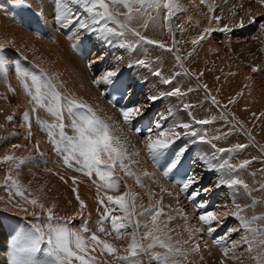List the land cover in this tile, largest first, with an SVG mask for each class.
I'll use <instances>...</instances> for the list:
<instances>
[{"label": "rangeland", "instance_id": "rangeland-1", "mask_svg": "<svg viewBox=\"0 0 264 264\" xmlns=\"http://www.w3.org/2000/svg\"><path fill=\"white\" fill-rule=\"evenodd\" d=\"M178 1L179 0L176 1L177 4H179ZM52 3H54V0H52ZM183 4H185V7L188 6L186 9L187 11L192 12L191 14H194L199 9H200L199 13L201 12L202 14H204L202 15L200 13L199 14L200 16L195 15L196 16L195 18L205 17V19H207V16L205 15L208 14L209 16L211 15L210 16L211 19H213L212 17L220 18L219 20H216L214 18V20L217 21L218 29H216L217 31L216 30L213 31L210 35H211L212 43L216 45L217 48L216 52L227 54V58L231 59L232 62H234L236 65L234 72L237 75L241 76L232 79L233 83L235 82L239 83V88H240L237 97L235 98L232 97V99L234 100V102L236 101L241 102L243 98H247L249 104H251L250 102H252V100L262 99L261 100L262 102L260 101L261 106H263L262 109L261 106H258L257 107L258 109L251 108L252 105L249 106V108L253 110L248 114L247 119H256L257 117H259L260 119H264V27L261 26L264 25V2H262V0H183L180 5ZM123 8L124 7L121 5L113 8V11L118 13ZM188 8L190 9L188 10ZM42 10L44 9L42 8ZM80 10L82 9L79 7V11ZM0 13L3 15V17H7L5 15L6 13L3 14V12L1 11ZM165 13L163 12V10L161 11V15L163 17L167 15V13L166 14ZM153 15H155V13H153ZM7 18L8 20H10L9 17ZM39 18L41 19V21H43L42 16L39 15ZM12 20H15L13 22L17 23L19 27L22 29L25 35V39L28 40V42L33 38L38 42L41 43L44 42L46 45H50L48 44V42H50L51 40L50 41L40 40L39 37L37 38V36H35L30 31L25 29V25L20 19L16 20L11 17L10 21ZM50 20H52L53 23L56 25L55 27L56 31L59 29V27L62 26V23L58 24L60 22L58 16L52 15ZM87 22L90 21H88L87 19ZM167 23H168V27L165 30L166 31L165 35L166 36L172 35L171 43L173 44H171V46L170 45L167 46L168 48L165 47V50L171 53L174 50H176V44L178 42L176 37L174 36L175 34L173 33L171 16L167 20ZM72 28L73 26H70V29ZM48 34H51V36L55 35L54 33H48ZM75 34H79V33H75ZM130 36L129 35L127 36L129 37L128 39L127 37H123L116 40L119 45L121 44L126 45L128 43H133L132 40L133 37ZM206 36H208V34ZM111 38L113 39V37ZM183 38L186 37L182 36L181 39ZM0 39L2 40L3 43H6V46H4V48L6 49V51H8V57L10 56L12 59L11 69L14 74H15V72L13 71V67L15 65L14 62H16L17 60L16 59H15L16 61L13 60L14 59L13 52H17L19 56L29 59L25 54L28 52L30 53V55L34 56V58L40 57L37 60L44 61L43 56H39L36 52L33 54V52L28 51L29 44L24 43L26 40L21 41V43H24L21 44L23 46V50H18L17 46H15L16 44H18V42H16L14 39H10L7 36V34L1 36ZM70 40L71 38L69 40L67 39L66 44H69ZM125 41L127 43H125ZM156 41L163 43L160 39ZM205 41H207L206 37L202 39L200 43H196V44L190 43L183 50H180L181 51L179 52L180 57L184 58L185 62L188 63L189 61L186 60H188L189 54L197 53L198 51L197 48L200 46L204 47ZM142 43L143 44H139V45L136 43L132 44L134 46L138 45V47L133 48L132 53L134 57L132 58L127 57V61L135 59L134 61L135 65H137L140 68H143L144 70L146 68L149 70V71L147 70L150 76L148 77L149 84L152 82L151 83L152 85L150 84L151 86L149 90L150 94L147 95L146 97L147 101L150 102L149 100L150 96H158L160 98L157 99L155 102H153L154 103L152 104L153 109H148L147 107L144 109L143 107L146 106L145 105L146 103L144 104L142 103L144 99L142 100V98H140L141 96L139 95L138 102L136 101L137 105L142 106L144 113L146 112L151 113V115L154 116L155 122H156V117H158L160 113H162L164 117L165 116L167 117V113H168V115H170L168 116L169 119L167 118L166 120L162 121V123H164L165 125H171L172 123L173 124L189 123L193 130L199 131L200 135L204 136V142H201L199 138H194L191 136H182L181 139L176 141V143L178 144H175L176 146L174 145V148L187 146V152L188 153L190 152V155L192 154L193 156H196L194 159H196V162L198 164L197 167L198 172L196 173V177L198 176V178L196 183L192 185V187L197 186L195 189H193V191L200 189V195H202L204 199L209 196H214L215 204L214 207L212 208L214 210L219 205L217 203V200L220 199L221 194L227 192L226 188H230L226 184H221V180L222 179L227 180L231 178H239L243 180L244 176L247 174V178H248L247 185L249 190L251 191L250 195L247 194L249 204L242 205L241 201H239L240 199L237 198V194L242 192L243 186L230 189L232 191L231 196L234 198L233 203L236 205V207L239 206L240 209H242V211H240L239 213L240 216L247 215L251 217L253 216L264 217V193H261L263 189H261L260 187L262 184H264V175H259L260 172H264V139H261L260 141V135L258 133L259 130L251 129L252 130L251 131L249 130L250 128L244 127L247 125L248 126L253 125L249 123L250 121H247V124H245L246 121H244V117L246 116V114L241 118L239 112L236 110L237 114L240 117V119H236V120L233 119L232 117L233 113L232 116L231 114H228L231 112H229L228 109H226V106L232 100L231 99L227 103L222 102L221 107L216 105V109L217 111L223 109L221 113L224 114L223 119L225 123L227 120V116H229L232 121L234 120L233 121L234 124H232L233 122L230 123L231 125H229V127H231V129L229 128V130L230 132H233L235 129L236 137L234 139H231L235 134L232 135L228 132L227 129L225 131V129L222 128L223 130L219 135L220 137L219 136L217 137L218 140L216 139V136H214L215 139L212 137L213 141H210L211 136H207L206 133L209 130L208 129L209 126H211L214 123L213 120H210L211 124L210 123L206 125L196 124L195 121L205 120V119H198L193 114V112H188L189 109L184 107V105H189L190 107L193 106L195 100L190 99L185 103L184 102L185 100L178 99L181 96L171 97V95H169L170 97H168V95H165L166 93L172 92V90L174 89L173 87L174 84L172 83L169 86L168 85L165 86V83L163 81L165 79H168L167 77L164 78L160 75L152 76L151 73L152 71L155 70L154 72L156 73L159 72L160 67L158 66H160V62H162L161 60L163 59L162 57L159 56H156L155 58L154 57L151 58L149 56V51L151 52L149 48L151 47L158 48L159 49L158 51H161L162 48H160L158 44H147L144 41ZM155 45L157 46L155 47ZM121 48L123 49V47L120 46V50ZM124 48L128 49L127 46H124ZM58 57L60 58H56V57L52 58L51 60H53V62L51 60H48L49 62L48 66L50 67V69L53 71L54 74H56L58 77L61 76L60 80L61 81L64 80L63 81L64 84L67 85L69 82L71 83L69 78L70 74L67 75L68 72L66 73V71H64L67 69L64 66H62L63 64L62 56H58ZM91 61H88L89 67ZM139 61H144V64L138 63ZM30 63L35 64L31 60ZM109 65L111 70V64ZM89 67L88 69H90ZM117 67H119V64L116 66V68ZM129 68H131V66H129ZM254 68L257 70L253 71ZM40 69L43 68L40 67ZM53 69H55V71ZM177 73L180 74L182 73L181 75L184 74L186 76H189L188 70L183 64L179 65ZM219 73H214V76L211 77L210 79V85L212 82H216L218 90H223V88L225 87L224 76H226L227 74L224 71V69L223 71H219ZM104 75L105 74L102 75L99 74L95 76V74H92L90 75L91 76L90 79L98 80L99 76L103 77ZM196 77L197 76H195V78ZM208 77L209 75H205V78ZM216 77L217 80L219 79L218 81L214 80ZM200 80L204 81L203 79ZM16 82L18 81H16V78H14L10 82L0 83V232H1L0 235L2 238V239L0 238V240L4 241V243L0 242V244L2 243L1 244L2 246L0 245V264H8V260H9L8 251L10 248L11 239L16 234V232L18 230H21L27 225L37 223V220L33 217L32 214L36 213L37 215H39L41 217V221H40L41 223L44 222L47 217V214L43 209H40L39 207H33L31 204L26 202V199H22L19 195H17L16 188L12 186L10 181L8 185L5 186V177L7 175H11L14 180L18 181L19 186L21 187L22 190H24V195L27 199H37L38 203L43 204L45 208L52 207L54 215L58 217H63L65 218V220L70 221V227L74 231L83 235L86 240L89 239V235L88 233H85L83 231L82 226L85 224V222H87L86 226L87 229L89 230V233L96 232L100 227L98 221L100 219V216L104 212V206L101 205L97 199V187L96 184L93 183L95 177L90 178L86 174L79 172L74 168L67 167L62 162L63 161L62 156L55 150L54 145L49 142V137L47 132L42 129V124L38 122L37 117H39L40 121L43 120L41 114L39 113V109H37L36 112H32L33 104L31 105V107H29L31 98L25 93V90L22 87L21 82L19 81L18 84H16ZM245 83L246 85H244ZM94 86L97 87V84L95 83ZM162 87H165L164 88L165 90ZM177 87L178 86H176V88ZM178 88L182 90L181 91L182 93H186V94L190 93V89L183 91L181 87ZM201 88L200 90L204 91L205 85L202 86ZM242 91L244 92L242 93ZM75 92L80 98L85 100L88 99L86 96L84 97L83 92H81L80 94L79 92L76 91V89ZM246 93H248L247 95L250 94L255 98L252 100L249 99ZM100 95H102V91ZM166 98H169V100ZM173 98H175V100ZM87 101L90 100L88 99ZM151 103L152 101L148 104ZM174 104L177 106H175ZM214 106L215 105L211 107L212 110L211 113L213 112ZM240 106L243 107V105ZM25 112L29 113V118H30L29 121H25L23 119ZM256 112H258V116L254 117L256 115L255 114ZM177 115L178 118L176 117ZM8 117H12V119L9 120ZM183 118L184 120H182ZM171 120L174 121L175 123L172 122ZM176 120H178V122ZM29 123H30V127H29ZM56 131L58 132V130ZM178 131L183 133L185 130L180 128L178 129ZM225 132L227 133L228 137L230 136L229 137L231 139L230 143H227L225 140L227 138L224 135ZM124 135L127 136V134L125 133ZM142 141L144 143V140ZM260 143L262 146L259 145ZM139 144L140 142L135 145H139ZM13 145H19L20 147L13 148L12 147ZM124 145L128 155V160H126V163H128V170L131 171L133 175L131 176L125 175V173L122 172L119 168L116 169L117 174L120 175L121 177V189L125 191H129L133 194L134 202L137 206V211H142L143 208H148L151 205H156L162 210L160 216L158 217V224L161 221L163 222V224H161V227L164 228V232L167 234V236L171 237L170 241L168 242L174 248L180 249V252L178 254L171 257L169 264H226L225 261H220L216 259L210 260V257L212 255L213 256L215 255L214 254L215 252L213 253L212 251L213 250L220 251L222 249L221 245L219 244L215 245V243L211 244L206 240V238L205 240H203V236L205 235L200 234L195 237H192V233H188V230L194 228L193 224L195 223L194 221L188 220L187 218V216L189 215L188 207H190V205L188 204L189 202L188 199H186L187 200L186 201L182 196L183 194H181L179 196L182 199H180L179 202L175 203V201L170 200L169 197H167L168 198L167 199L166 197H161V195L157 196L156 193L153 192V189L150 186V184L147 181H145L144 178L142 177L143 173H146V169L140 166L137 167L133 164L132 155L130 153V146L128 143H125ZM236 145H246L247 147L243 149H238L235 147ZM219 149H226V150L231 149V151H225L223 153H220L218 152ZM203 150L209 152L207 153L205 152L206 154H204ZM238 151L239 153L245 151L244 156H246V158L241 159L242 161H239L236 158V154H238ZM214 153H216V159H212ZM200 154L205 156L203 161L201 159ZM5 155H12L16 158H24V162L20 163L19 159L15 161H3V157ZM190 155L187 154V156L191 160L192 155L191 156ZM50 156H52L53 158ZM48 157H50L51 159H49ZM47 158L49 160H47ZM230 159L236 161V163L229 162L231 165L234 166H238L242 164L243 161L245 160L250 161V163L243 168H237L236 171L232 174H229L227 169L221 172L218 168L211 167L212 165H218ZM150 160L149 162L151 165L152 161ZM17 164H19V167H17ZM137 179L139 180V183H137ZM125 185H127L126 189L124 187ZM198 185H200V188H198ZM210 187H212L213 190L216 189V192L210 191L204 194L205 191L203 190L208 189ZM119 194H120L119 192H111V191L108 192V195H119ZM99 195L101 197H104L106 200L104 189L100 190ZM77 196H79V200L77 199ZM80 200L84 201L85 207L83 209H81ZM253 200L257 201V203L254 206H253ZM182 201L183 204L181 203ZM60 204L63 205L62 209H60ZM24 209H27V211H24ZM116 214L120 215L122 213L117 212ZM169 217H171V219H169ZM178 217H180V219ZM138 218L141 219L140 221L142 224L147 222L149 223V225H151L150 215L145 217H138ZM230 218L234 219L233 216H230ZM104 227L106 229H110V223L106 222L104 224ZM230 229L227 228L226 232ZM250 229H257L258 231L255 233L251 231V233L254 234V238H252L253 234H251L250 236L248 235L247 245H245L240 252H238V250H236L235 248L228 249L229 255L227 257V260H232V264L245 263L246 260L244 258L239 259L237 257H233L232 253L238 254V253L246 252V249L249 247V242L256 246L258 252L261 251V248L259 247V241L261 240V238H263L262 240H264V224L259 225L257 221H254L250 225ZM131 231L132 229L129 228L128 239L122 238L120 240H117L115 238L114 233L112 236L109 237H105L101 235V239H108L110 243H112L115 247H117V249L118 248L121 249L122 247L126 249L128 243L130 242ZM143 231H144L143 228L140 229L141 234L143 233ZM220 231L223 232L224 230H220ZM249 231L250 230H246V232L248 233ZM202 232L204 234V231ZM223 234L224 232L221 234V236ZM238 235H236V237ZM219 237L220 235L217 236V238ZM253 239L256 240L254 243L252 242ZM235 240L236 238L234 240L228 241V243L232 242L233 244V241ZM228 245L230 244L226 245L227 248ZM159 248L160 247L157 246L153 249V251L156 252L166 251V249L163 248H160V250H158ZM38 257L43 258V253H39ZM148 258L149 257L147 255L143 256L141 264H144V262L147 261ZM113 264H115V262ZM152 264H155V262Z\"/></svg>", "mask_w": 264, "mask_h": 264}, {"label": "snow or ice", "instance_id": "snow-or-ice-1", "mask_svg": "<svg viewBox=\"0 0 264 264\" xmlns=\"http://www.w3.org/2000/svg\"><path fill=\"white\" fill-rule=\"evenodd\" d=\"M24 4L25 0H18V6H24ZM70 5L79 6L87 14L90 22H86L80 16L74 14L73 7ZM121 5L127 9L123 13L126 18L125 22H122L118 14L113 11V8ZM55 6L58 19L64 28L76 25L78 29L96 34L98 38H104L109 43L111 42V37L123 38L126 34L124 31L126 29L138 37L136 44L144 41L147 44H158L160 48H165V45L141 35L140 32L133 28H129L127 21H131L134 17H147L143 24V27L147 28L148 21H155L162 10L167 11V15L163 17L167 21L179 9L176 0H55ZM215 19L219 20L220 18L216 17ZM110 24L115 26H110ZM261 26L264 27V25ZM204 31L210 33L213 29L206 28ZM202 39H204L203 35L193 39L192 43L196 44ZM76 46L73 45V47ZM120 46L124 47L125 45L121 44ZM132 46V43L127 44L129 48ZM3 48L4 46L0 44V52L3 51ZM176 59L179 61L180 57L177 56ZM138 63L144 64V61H139ZM36 67L38 68V66ZM256 70L255 68L253 69V71ZM13 71L19 78L25 93L31 98L33 104L32 112H36L37 109H45L55 118L56 122L49 124L45 121H40L39 117H37L38 122L42 124L43 130L48 134L49 142L54 145L55 150L62 156L63 163L67 167L74 168L90 178L95 177L93 183L97 187V199L104 206V212L98 221L100 227L96 232L89 233L86 226L87 222L82 226L83 231L89 235V239L86 240L83 235L70 227V221L54 215L52 207L45 208L43 204L38 203L37 199H27L18 181L14 180L11 175H7L5 177V186L10 181L12 186L16 188L17 195L22 199H26V202L33 207L43 209L47 214L46 220L41 223V217L33 213L32 215L37 220V223L25 226L12 237L8 251V264H96L97 257L92 253L96 252L97 248H99L101 254L107 253L115 264H141L142 257L145 255L149 256L150 261H154L155 264H169L171 257L178 254L180 249L174 248L168 242L171 237L167 236L164 228L161 227L163 222L161 221L158 224V217L162 210L156 205H151L148 208H143L142 211H137L133 194L121 189V177L117 174L116 169L119 168L125 175H133L128 170V163H126V160H128L127 150L121 139L111 134L109 125L96 115L91 106L78 102L74 98L64 96L58 91L57 86L43 69L34 72L23 65H14ZM156 74L160 75L159 72ZM117 75L118 72H106L101 80L93 82L96 84L101 82L113 84V78ZM175 75L178 76L180 73ZM6 77L5 60L0 57V78ZM163 82L171 84L172 80L165 79ZM205 87L207 86L205 85ZM166 95L182 96L184 93L177 87L172 92L166 93ZM159 98L158 96H150L149 100L155 102ZM212 101L216 103L214 97ZM184 107L189 108L190 106L184 105ZM65 113L71 120L70 125L64 123ZM143 114L141 105H126L121 108L124 122L129 126H133L134 121L143 116ZM8 119L11 120L12 117H8ZM23 119L29 121L28 112L24 113ZM166 119L167 117H161L160 121L155 122L154 130L152 128L146 130L148 133L146 149L153 162L162 168L164 175L169 176L178 169L183 155L187 151V146L174 148L176 141L181 139L182 136H191L204 142V136L200 135L199 131L193 130L189 123L165 125L162 121ZM195 123L206 125L211 123V121L205 119L195 121ZM66 127L73 129V135L66 133ZM180 128L185 131L181 133L178 131ZM136 131L139 132L140 129L137 128ZM153 134H155V139H153ZM12 147L17 148L20 146L13 145ZM235 147L243 149L247 146L236 145ZM225 151H231V149L218 150L220 153ZM17 159H19L20 163L24 162V158H16L12 155L3 157V161H15ZM212 159H216V153L213 154ZM249 163L250 161L245 160L242 164L234 166L229 161H224L211 167L218 168L221 172L227 169L228 173L232 174L237 168H243ZM17 167H19V164H17ZM196 181L197 178L194 175L186 176L184 180L179 182L181 190L187 192ZM137 183H139L138 179ZM221 184H226L230 188L243 186L246 194H251L248 185L239 178L222 179ZM124 187L126 189L127 185ZM260 187L264 189V184ZM101 189L105 190L106 200L99 195ZM110 191L119 192L120 194L108 195ZM203 191L206 192L207 189ZM199 195V189L193 191L190 193V199L195 201ZM77 199L79 200V196H77ZM256 203L257 201L253 200V206ZM80 206L81 209L85 207L84 201L80 200ZM196 207L201 210L199 220L211 234L215 231L213 225L219 222L218 217L213 212L206 210V203L201 202ZM24 211H27V209H24ZM240 211L242 209L237 206V212L233 213V215L240 219L241 226L253 233L257 232V229H250V225L264 217H240ZM117 212L122 214L117 215ZM149 215L151 216V225L147 222L142 224L138 217ZM106 222L110 223V229L104 227ZM129 228L132 229L130 242L127 248L123 250L125 253L123 255L108 239H101V235L109 237L113 233L117 240L128 239ZM142 228L144 231L141 234L140 229ZM224 239L225 237H220L215 239L214 242L222 244ZM145 240L149 242L145 244ZM157 246L166 249V251H153ZM259 247L261 251L257 253L254 259L256 264H264V240L259 241ZM252 248L253 245L249 242V250L251 251ZM223 251L225 255L228 254L226 247ZM39 253H43V258L38 257ZM144 264H148V262L145 261Z\"/></svg>", "mask_w": 264, "mask_h": 264}, {"label": "bare ground", "instance_id": "bare-ground-1", "mask_svg": "<svg viewBox=\"0 0 264 264\" xmlns=\"http://www.w3.org/2000/svg\"><path fill=\"white\" fill-rule=\"evenodd\" d=\"M14 1H17V0H14ZM182 1L183 0L178 1L179 9H178V11H176V14L174 16H171L173 33L175 34L174 36L176 37L179 45L177 43L176 44V50H174L171 53L169 51H166L165 48H162V50L160 49L161 51H158L159 50L158 48L151 47V48H149L151 50V52L149 51V56L151 58L152 57L155 58L156 56L162 57L163 60H161L162 62H160V66H158V67H160L159 68L160 76H162L164 78L167 77L168 79L172 80V83L174 84V86H173L174 88H176V86H178V87H181L183 89V91L191 89L189 94L184 93V95H182L178 99L185 100L184 101L185 103L190 99L195 100L194 105L188 108L189 109L188 112H193V114L198 119L213 120L214 123L211 126H209V128H208L209 130L206 133L207 136H211V138L209 137L210 141H213L212 137L214 138V136H216V139H217V137L220 135V133L223 129H225V131L227 129L230 134L234 135L236 132L235 129L233 132H230V130H229V128L231 129V127H229V125H231L230 123H232L234 120L232 121L230 119V117L227 116V120L226 119L225 120H226V123H228V124H226L224 119H223L224 114L221 113L223 109L217 111L216 105L221 107L222 102L227 103L229 100L232 99V97L233 98L237 97V95L240 91L239 90L240 89L239 83L238 82L233 83L232 79H235V78L241 77V76L237 75L234 72L235 68H236L235 63L232 62L231 59L227 58V54H222L221 52H216L217 51L216 45L212 43V39H211L210 34L213 31H215L216 29H218L217 21L214 20L215 17H212L213 19H211V17H210L211 15L209 16V14H208V15H205V16H207V19H205V17L195 18L196 17L195 15H199L201 13V12L199 13L200 9L197 12H195L194 14H191L192 12H189L186 9L188 6L185 7V4L180 5L182 3ZM7 2H10V0H2V1L0 0V6L2 7V3H7ZM29 2L33 5V7L37 11L36 12L37 15L35 14L29 20H26L22 16H20L19 14H15L13 12H10L7 9L1 10V7H0V11L3 12V14L6 13L5 15L7 17H9L10 20H11V17L13 19H16V20L20 19L24 23L25 27L27 25H31V23L34 22L35 18L37 19V16L38 17H39V15L42 16L43 20H45V22H44L45 24L43 23V27H45L44 32L46 33L45 36L42 37V36L35 35L32 32L31 33L34 34L35 36H37V38L39 37L40 40H49V41L51 40L50 42H48V41L47 42H48V44H50L52 46L46 45L44 42H42V43L38 42L33 38L28 42V40H26L24 37H19L17 35V33L14 32L15 22H13V21H15V20L10 21V20H8L7 17H3V15L1 13H0V38L4 34H7V36L10 39H14L16 42H18V44L15 45V46H17L18 50H23V46L21 44L28 43L29 44L28 45L29 46V49H28L29 52H33V54L36 52L39 56H43L44 61H42V60L39 61L37 59H39L40 57L34 58V56L30 55V53L24 52L26 54V56L29 58L28 60H31V61H33V63L40 65V67H42L44 69V71L50 75V77L54 80L53 82L57 86L58 91H60L64 96H67L69 98H74L78 102H82L84 104L91 106V108L96 113V115L101 120H103L105 123H107L109 125L111 134L115 137H119L124 144L125 143L129 144L130 153H131L132 159H133V164L137 167L140 166V167H144L146 169V173H143L142 177L144 178L145 181H147L150 184V186L153 189V192H155L157 196L161 195V197H166V198L169 197V199L172 201H175V203L179 202V200L182 199L179 196L181 194H183L182 196L184 197L185 200L188 199V201H189L188 204L190 205V207H188L189 215L187 216V218H188V220L195 222L193 224L194 228L188 230V233H192V237H195V236L200 235V234L205 235V236H203V240H205V238H206V240L208 242H210L211 244L215 243L214 240L217 239V236L220 235V237H225L222 244H219L222 246V249L220 251L212 249L213 250L212 252L213 253L215 252L214 253L215 255L214 256L212 255L210 257V260L216 259V260H220V261H225L226 264H232V260H227V257L229 254L225 255L223 249L226 247L227 244H230V245H228V248L226 247L227 249H229V248L234 249L235 248L236 250H238V252H240L244 248V246L247 245V242H246L247 236L248 235L250 236L251 234H253V233H251V231H249V233L246 232V230L241 226L240 219L238 217H236L235 215H233V213L237 212V207L233 203L234 198L231 196L232 191L230 189H232V188H226L227 192L221 194L220 199L217 200V203L219 205L214 210L212 209L214 207V204H215L214 196H209L205 199L203 197L198 202V204L203 202V203H206V205H207V203L210 201L209 198L213 197V206L210 208V210H208V209H206V210L213 212L219 219V222L213 225V227L215 228L214 232L217 233L215 235L216 236L215 237L213 235V232L211 234H209L206 226L199 220V215H200L201 210L196 207L197 204H191V202H190L191 201L190 193H192V190L195 189L197 186H193V187L191 186L189 188V190L187 192H185V191L181 190L180 184H175V183L169 182L167 180V176L164 175L162 168L160 166H158L156 163H154L150 156L148 158V155H147L148 152L146 149L148 133L146 135H138V134H134L132 131L128 130V128L124 125V119H123L121 113L118 111V109L116 107L108 104L105 92H104L103 96L100 95V93L102 91V86H103V89L106 90L107 84L101 82L100 84H97V87H95L94 86L95 83H93V81H96V80L90 79L91 78L90 75H92V74H95V76H97L99 74L100 75L105 74L106 72H118V75H119L124 69L129 68V66H131L130 78L132 80V86L130 88L129 93L126 95L125 99L131 100L130 101L131 105H137L138 96L140 95L141 96L140 98H142V100L144 99L142 101V103L143 104L146 103L145 104L146 106L143 108L145 109L147 107L148 109H153L152 104H154V103L152 102L151 104H148L151 101L148 102L147 98H146L147 95L150 94L149 93V90L151 88L150 84L152 83L151 82L149 84V78L148 77H150V76L147 72L148 69L146 68L144 70L143 68H140L137 65H135V63H134L135 59L127 61V57H129V58L134 57L133 53H132L133 48L138 47L139 44H143L142 43L143 41H141L138 45H135V46L133 45L131 48L128 47V49L127 48L125 49L123 47V49L121 48V50H120V45L118 44V42L116 40L117 38L113 37V39L110 38L112 41V44L109 45L110 47H106L105 44L108 41H106L104 38H102V40H101V38H98V36L96 34H91L85 30H80V29H78V26H76V25H73L72 29H70V27L66 28L69 31V33L67 34V36H68L67 37L66 34H64V32H63V30L65 28L63 26H61V27H59V29L57 30L58 32H57L56 28H55L56 25L53 23L52 20H50L52 15L58 16L57 15V9H55V7H56L55 6V0H54V3H52V0H33V1L29 0ZM71 7H73L74 14H77L78 16H80L81 18H83L87 22L88 16L86 13L83 12V10L79 11L78 6H71ZM42 8L44 10H42ZM189 9L190 8H188V10ZM126 11H127V9L123 8L122 10H120V12L117 13L119 19L122 22L126 21V18L123 15V13H125ZM163 12L165 13L166 10H163ZM202 15H204V14H202ZM146 19H147V17H143V18L134 17L131 21H127L128 27L135 29L136 31L140 32L141 35H144V36L148 37L149 39H152V40L160 39L163 42V44L165 45V47H167L169 45L171 46V44H173V43H171L172 42L171 41L172 35H169V36L165 35V32H166L165 30L168 27V23H167V21H165L163 19V16L160 14V16L155 21L149 20L147 28L143 27V24H144ZM58 24H61V21ZM110 26H112V25L110 24ZM113 26H115V25H113ZM46 27H47V29H46ZM206 28H211V29H213V31H211L210 33L205 32L204 30ZM124 31L126 33L124 37L131 35L130 37H133L132 38V40H133L132 44H135V42L138 40V37L134 36L131 32L127 31L126 29ZM184 31H185V33H184ZM48 33H54L55 35L51 36V34H48ZM75 33H79V34H75ZM88 34H90V35H88ZM207 34H208V36H206ZM201 35H203L204 38L206 37V39H207V41H205L206 46L204 45V47H202V46L198 47L197 53H190L188 56V60H186L189 62L188 63L185 62L184 58L180 57V55H179V52H181L180 50H183L186 46H188L190 43H192L193 39H195ZM83 36H89V37H92V39H95L94 53L91 57H88V58H84L82 55H78L77 53H75L71 49V46H70V44L72 45L73 42L77 41L79 38H81ZM182 36H184L186 38L181 39ZM63 37H64V39H63ZM70 37H72V39L75 38V40H71V42L69 41L70 42L69 44H66V42H67L66 40L67 39L69 40ZM128 38L129 37H127V39ZM24 40H26V41L24 43H21V41H24ZM0 41H1L0 44H2L3 46H6V43H3L1 39H0ZM201 41L202 40H200L198 43H200ZM100 43H102L104 45L101 46ZM123 43H124V41H123ZM125 43H127V42L125 41ZM125 46H127V44ZM156 46L157 45H155V47ZM116 47H118V48H116ZM162 51H163V53H162ZM0 53H1V57H3L5 60V63L7 65V70H8L7 78H0V83L1 82H5V83L10 82L14 78H16V81H18V82H16V84H18L20 80L17 77L16 73L14 74L12 72V69H11L12 68L11 67V60L12 59L10 56L8 57V51H6V49L3 48V51ZM58 56H62V59H63L62 66H64L67 69L64 71H66V73L68 72L67 75L70 74L69 78H70L71 83L68 81L70 84L69 83L67 85L64 84V82H63L64 80L63 81L60 80L61 76L58 77L56 74H54L53 71L48 66V64H49L48 60H51L54 57L60 58ZM177 56L180 57L179 61H177V59H176ZM147 58H149V57H147ZM51 61L53 62V60H51ZM88 61H91L90 67H89ZM12 62H14V61H12ZM19 63H20L19 61L14 62L15 65H19ZM54 63H55V61H54ZM58 64H59V62H58ZM101 64H103V67H102L103 70L101 72L97 73L96 70L98 69V67ZM109 64H111V70H110ZM118 64H119V67H117V68H119V69L116 68V66ZM180 64L181 65L183 64L187 68L189 76H186L184 74L181 75L182 73L178 76L175 75L177 73V70H178ZM51 65H52V63H51ZM88 67L90 69H88ZM61 69H62V67H61ZM223 69L227 74L226 76H224V81H225L224 86L225 87L223 88V90H218L216 82H212L210 85V79H211V77L214 76V73H219V71H223ZM53 70L55 71V69H53ZM154 71L151 72L152 76H157L156 72H154ZM194 75L197 77L195 78ZM205 75H209V77L205 78ZM219 75H220V73H219ZM222 76H223V74H222ZM101 78H102V76H99L98 80H101ZM200 79H203L205 81V83H204V81H202ZM7 80H9V81H7ZM214 80L218 81L219 79L217 80V77H216ZM144 82H146V83H144ZM171 84H165V86H167V85L169 86ZM204 85H206L207 87H205L204 91H201L200 88ZM244 85H246V83ZM162 88L164 89L165 87H162ZM75 89L80 94H81V92H83L84 97L86 96L90 101H87L88 99L85 100V99L80 98L77 95V93L75 92ZM138 89H140L139 94H136L135 92ZM153 91H154V89H153ZM244 91H245V88H244ZM244 91H242V93ZM163 92H165V91H163ZM225 94H226V97H225ZM247 94L248 93H246V95ZM259 95H258V97H259ZM168 97H170V96L168 95ZM213 97L216 100V104H213V101H212ZM247 97L251 100L255 98L254 96H251L250 94L247 95ZM166 99L169 100V98H166ZM173 99L175 100V98H173ZM261 100L262 99L252 100V102H250L251 104H249L247 101V98H243L241 100V102L240 101L234 102V100L232 99L228 103V105L226 106V109H228V111L231 112L228 114H231V116H232V113H233L232 117L235 120L240 119L239 115L242 118L246 114V116L244 117V121H246L245 124H247V121H250L249 123L253 124V125H249V126L247 125L244 127L250 128L249 130H251V129L259 130L258 133L260 135V141H261V139H264V119H260L259 117H257L258 112H256L255 113L256 115L254 116V117H257L256 119H247V116L253 110V109H250L249 106L252 105L251 108H257L258 106H261V103H260ZM31 105H32V102L30 100L29 107H31ZM213 105H215V106L213 107V112L211 113V111H212L211 107ZM240 105H243V107H241ZM175 106H177V105H175ZM29 107H28V109H29ZM262 107L263 106H261V109H262ZM172 109H170V110H172ZM176 109H178V108H176ZM166 110H167V108H166ZM236 110L239 112V115L237 114ZM179 111H181V110H179ZM173 112H175V111H173ZM39 113L41 114V116L43 118L42 121H45L47 123L56 122L55 118L51 114H49L46 110L39 109ZM148 114L150 115L151 113L146 112L143 114V116L139 117L137 120L140 121L141 119H145V117H147ZM168 116H170V115H168V113H167V118H168ZM179 116H180V114H179ZM259 116H260V114H259ZM161 117H164V115L162 113H160L158 115V117H156V122L160 121ZM176 117L178 118V115ZM213 118H215V119H213ZM151 119H152V117H151ZM178 120H176V121L178 122ZM182 120H184V118ZM150 122H151V128L154 130L155 120L150 121ZM172 122H174V121H172ZM64 123L66 125L71 124V120L68 118L66 113H65ZM232 124H234V122ZM233 128H234V126H233ZM65 130H67L71 135H73V129L71 127H66ZM124 133L127 134V136L130 139L127 136H125ZM153 135H154L153 139H155V134H153ZM224 135L227 137L225 139L227 143H230L231 139H234L236 137V134H235L230 139L229 138L230 136L228 137L226 132L224 133ZM128 140H131V141H128ZM142 140H144V143ZM134 142H135V144H138L140 142V144H139L140 146L135 145ZM141 143H143V144H141ZM176 144H178V143H176ZM259 145H261V143ZM126 146H127V144H126ZM203 152H204V154H206L209 151L203 150ZM244 152L239 153V151H238V154H236V158L239 161H242L241 159L246 158V156H244ZM187 154L190 155V152L188 153L186 151L183 155V159L185 158V155L187 156ZM192 156H191V160L189 158L190 164L193 166V171L191 172V175H194L196 177V173L198 172V169H197L198 164L196 162V159H194L196 156H193V157ZM200 156H201V159L203 161L205 156H203L202 154H200ZM50 157H52V156H50ZM50 157H48V158L51 159ZM48 158H47V160H49ZM55 158H56V156H55ZM150 158H151V160H150ZM149 160L152 161L151 165H150ZM228 161L236 163V161H234L232 159H230ZM157 166H158V168H157ZM158 169H160V170H158ZM79 175H81V174H79ZM259 175H264V172H260ZM196 178H198V176ZM244 179H245V183L247 184L248 183L247 174L244 176L243 181H244ZM200 185H198V188H200ZM210 191L216 192V189L213 190L212 187H210L207 189L206 192H210ZM206 192H204V194ZM261 193H264V189L261 191ZM245 194H246V192H245L244 188H243L242 192L237 194V198L240 199L239 201H241L242 205L249 204L248 196L246 194V197H245ZM201 196L202 195H199L197 197V199H200L199 197H201ZM231 197H232V199H231ZM181 203L183 204V201ZM62 207H63V205L60 204V209H62ZM177 211H179V210H177ZM248 214H250V213H248ZM230 216H233L234 219L230 218ZM240 217L251 218V216H247V215H243ZM178 218L180 219V217H178ZM257 222L259 223V225L264 224V219L261 218V219L257 220ZM227 228H229V229L231 228V229L226 232ZM220 230H224L223 231L224 234L222 236H221V234L223 232H221ZM202 231H204V234ZM236 235H238V236L236 237ZM0 238H1V235H0ZM235 238H236V240L233 241V244H232V242L228 243V241L234 240ZM252 238H254V234H253ZM262 239L263 238H261V240ZM253 240H252V242L254 243L256 240L255 239H253ZM0 242L4 243V241H1V240H0ZM148 242H149L148 240L144 241L145 244H147ZM181 242H183V241H181ZM215 245H218V244L215 243ZM252 245H253V248L251 251L249 250V247H248L246 249V252L238 253V254L232 253L233 254L232 256L237 257L239 259L244 258L246 260L244 264H256V260L254 259V257L257 255L258 251L256 249V246L254 244H252ZM3 247H4V245H3ZM118 249L120 250L122 255L125 254L123 251L124 250L123 247L121 249L120 248H118ZM158 250H160V248ZM209 252H211V251H209ZM92 254L97 257L96 264H113L114 263L112 258L109 257L108 254H106V253L101 254L99 251V248H97L96 252H94ZM147 262H148V264L154 263L153 261H150L149 258H148ZM234 264H236V263H234Z\"/></svg>", "mask_w": 264, "mask_h": 264}, {"label": "crops", "instance_id": "crops-1", "mask_svg": "<svg viewBox=\"0 0 264 264\" xmlns=\"http://www.w3.org/2000/svg\"><path fill=\"white\" fill-rule=\"evenodd\" d=\"M14 32L17 33V35L19 37H24L25 38V35H24L22 29L19 27V25L17 23H15Z\"/></svg>", "mask_w": 264, "mask_h": 264}]
</instances>
